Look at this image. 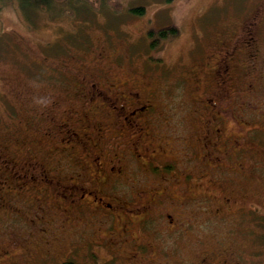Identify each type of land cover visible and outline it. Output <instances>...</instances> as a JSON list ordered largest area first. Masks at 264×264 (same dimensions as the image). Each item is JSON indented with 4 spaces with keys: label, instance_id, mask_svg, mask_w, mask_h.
I'll use <instances>...</instances> for the list:
<instances>
[{
    "label": "rangeland",
    "instance_id": "rangeland-1",
    "mask_svg": "<svg viewBox=\"0 0 264 264\" xmlns=\"http://www.w3.org/2000/svg\"><path fill=\"white\" fill-rule=\"evenodd\" d=\"M4 1L13 3L0 11V172L28 175L37 161L54 179H92L98 154L127 162L125 178L107 177L116 187L110 192L136 199L126 201L131 210L145 198L148 216L140 224L127 225L129 214L115 221L108 242L101 238L110 219L77 213L80 221L64 228L57 207L41 201L52 230L46 236L45 225L34 223L42 212L23 199L53 201L57 189L0 174V184L19 183L21 194L8 203L24 216L0 214V253L17 248L0 264L37 244L52 252L44 264H89L88 246L97 264H264V0H31L28 8L29 0ZM132 7L144 13L132 15ZM93 85L154 106L151 117L136 119L143 132L121 129L116 109L95 116L103 133L79 132ZM66 121L94 138L82 142L83 156L77 147L65 153ZM124 224L145 251L119 232ZM29 234L34 240L25 243ZM40 236L51 241L37 242Z\"/></svg>",
    "mask_w": 264,
    "mask_h": 264
},
{
    "label": "flooded vegetation",
    "instance_id": "flooded-vegetation-1",
    "mask_svg": "<svg viewBox=\"0 0 264 264\" xmlns=\"http://www.w3.org/2000/svg\"><path fill=\"white\" fill-rule=\"evenodd\" d=\"M94 86V85H93ZM93 92L91 95V100H95L94 103L89 101V106L82 105V109L84 111L83 116V122L82 124H78L77 127H79V132L81 129L86 128H92L96 133L104 132V127L101 122V119L95 118V116L98 114V111H103V115L107 116L112 109L119 110L117 113L116 121L120 120L121 125L126 130H131L129 127H136L138 131L143 132L144 128L140 124V122H137V118H140L142 115L145 117L150 116L151 112L154 111V106L151 104H141L139 100L129 101L125 96L119 94L116 96V90H108L104 91L99 87H92ZM96 101L102 102L101 104L97 105L96 107L93 106V104L96 103ZM126 105L124 109V106ZM93 106V108H92ZM124 109V110H120ZM124 111V112H123ZM71 113V112H70ZM88 116V117H86ZM118 118V119H117ZM67 123H62L61 130L64 133L66 145H65V153L69 152L71 148L77 147L82 155L81 147L82 142L90 141L93 137L90 133L85 132L84 135L79 134V132H76V129H69L68 121ZM140 124V125H139ZM115 127V126H114ZM78 133V134H77ZM137 136L141 137L142 135L137 134ZM94 139V138H93ZM71 147L68 148V145L72 144ZM135 144L133 148H136ZM88 151V150H85ZM91 157L95 154H90ZM97 157L93 159V165L95 168V177L92 179L82 178L79 173H76L75 175L71 176L68 180L63 181L61 179H54L50 175V170L47 165L49 164H40L37 161H33L34 164H30L27 167V171L31 172L30 174L26 175L22 172H19L18 169H11L10 170H4L0 172V174H4L7 177L9 175H12V178H18L19 181L28 180L30 178L31 183L35 189L39 186L38 183H43L46 186H52L56 191V193L53 195V201L52 200H43L40 197H35L34 199H23V201H27L28 204L33 206L39 213L42 212L41 216L36 215L34 223L36 225H45V227H41L40 230L43 232L44 235L48 236L51 233V228L49 226V220L46 218L44 210L41 209L40 202L44 201L42 204V207L46 208L49 207L50 209L57 207V212L61 214L57 219L59 222H62L64 224V228L66 226H72L75 225L76 221H80L78 218L77 213L81 214H87L89 220H97V219H110V224L108 230H106V236L102 237V241H108L113 242L112 239H114L115 234L117 233L116 228L114 227L115 221L124 220L123 217L129 214L130 217L124 220L126 224H140L143 221L146 220V217L148 216L146 214V203L145 198H142L144 205L142 207H135V209L128 208L126 201L136 200L131 197H126L125 200H120L119 198L115 197L111 191L112 189H115L113 184H109L107 182V177L113 176V177H121L125 178L127 172H128V164L125 165L127 162L123 161H113V160H102L100 154L96 155ZM137 158H140V154L136 155ZM5 162H9L8 160H4ZM103 161V162H102ZM1 164V163H0ZM130 164V163H129ZM168 167V166H166ZM11 168H14V166H11ZM156 166L154 167V169ZM37 170H40V172L36 173ZM135 170H137L135 168ZM21 174V175H19ZM36 174V175H32ZM163 179V178H162ZM13 182H2L0 184V190L7 189L8 191H11L12 189H17L18 191L12 195L11 198L6 199L5 197L0 195V214H3L4 208H6L5 215L8 214H14L16 216H20L24 219V216L22 215V212L17 208L12 206L9 201L13 200L14 195H20L21 191L19 189V183L15 181V184L12 185ZM10 185L12 186L10 188ZM150 187V185H148ZM159 189L162 191V181L160 182V185H157ZM39 192H36L39 195H42L43 191L38 189ZM141 191V190H138ZM150 193L147 191V194ZM113 196L115 198H111L110 196ZM135 196L138 198H141L143 194L141 192H135ZM228 201V200H226ZM26 204V203H25ZM219 210H223L224 212L228 213V211H225L224 209H215L214 212H219ZM122 225L119 227L121 228L120 233L123 231L128 235L129 242L140 246L143 251H145V248L142 246V243L135 244V239L129 235L128 228L125 227V225ZM124 226V227H123ZM109 231H113L112 233H108ZM23 239H25V243L32 242L34 240V237L30 234L28 236H21ZM82 237V236H81ZM62 238V237H61ZM39 241L37 242H46L51 240H45L39 237ZM83 240H86L87 243H92L99 245V242L94 241L93 239L89 240L87 237H83ZM115 241V240H114ZM16 241L12 240L9 244L5 246H15ZM37 247H19L21 252L17 253V259L16 262H7L8 264H34L36 260H42L43 264L47 262L51 255V250L48 247L41 246L40 244H37ZM43 247V248H42ZM45 248V249H44ZM9 250L17 249L16 247L7 248ZM9 250H3L0 253V256L5 257L7 255ZM111 250V247L106 250V253H108ZM89 252L91 254H89ZM20 254L24 255V257H20ZM111 256H114L111 254ZM85 257L88 259L89 264H97L99 257L98 253L94 251V248L88 246V254H85ZM114 258L109 260V256L106 259V262L112 261ZM65 262V261H64ZM62 262V263H64ZM61 263V264H62Z\"/></svg>",
    "mask_w": 264,
    "mask_h": 264
},
{
    "label": "trees",
    "instance_id": "trees-1",
    "mask_svg": "<svg viewBox=\"0 0 264 264\" xmlns=\"http://www.w3.org/2000/svg\"><path fill=\"white\" fill-rule=\"evenodd\" d=\"M53 1H56V2H58V3H60V2H64V1H66V0H53ZM6 2V3H5ZM40 2H41V0H40ZM12 4L13 2H8V1H4V0H0V11H2V9H3V7L5 6V5H7V4ZM30 6H33V4L31 3V0H29V2L27 3V6H24L25 8H28V7H30ZM32 13H34V12H32ZM32 13H30V15L32 14ZM61 13L63 14V13H68L69 14V12H66V9H63L62 11H61ZM130 13L132 14V15H142L143 13H144V8L143 7H132L131 9H130ZM69 15H71V14H69ZM26 23L28 24H32V18H30V17H26ZM29 26V25H28ZM164 33H165V31H163V32H161V34H160V36H164ZM172 34H175V31L174 30H171V35ZM151 45H154V44H151ZM168 169V167H165L163 170H167ZM62 264H76V263H74L73 261H70V262H64V263H62Z\"/></svg>",
    "mask_w": 264,
    "mask_h": 264
}]
</instances>
